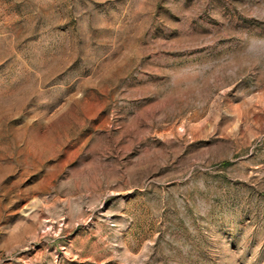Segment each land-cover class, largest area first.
I'll list each match as a JSON object with an SVG mask.
<instances>
[{
  "label": "rangeland",
  "instance_id": "1",
  "mask_svg": "<svg viewBox=\"0 0 264 264\" xmlns=\"http://www.w3.org/2000/svg\"><path fill=\"white\" fill-rule=\"evenodd\" d=\"M0 264H264V0H0Z\"/></svg>",
  "mask_w": 264,
  "mask_h": 264
}]
</instances>
